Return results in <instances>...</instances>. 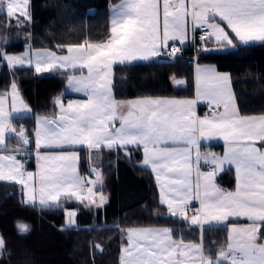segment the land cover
Segmentation results:
<instances>
[{"label":"snow or ice","instance_id":"snow-or-ice-1","mask_svg":"<svg viewBox=\"0 0 264 264\" xmlns=\"http://www.w3.org/2000/svg\"><path fill=\"white\" fill-rule=\"evenodd\" d=\"M29 4L30 0H0L9 21L16 18L18 27L31 18ZM189 19L195 28L205 29L202 40L215 37L218 43L235 47L233 38L221 26L223 22L242 45L264 42V0H121L111 10L109 35L101 41L57 45L66 49V55L48 50H29L20 56L0 54V61H6L9 68L27 64L37 73L58 67L87 70L86 76L69 78V85L84 92L86 101L65 106L57 97L56 117L37 119V171H26L15 154L0 155V181L21 185L26 205L60 208L62 199L75 198L102 207L107 197L94 192L95 185L102 184L99 171L93 168L95 180L86 181L77 171L79 157L75 151L47 154L40 150L80 145L92 153L104 148L142 146L143 164L151 167L160 188V203L167 206L172 217L189 227H199L202 237L199 243H193L183 237L175 239L176 229L172 228L120 229L126 243L121 246L119 264H264V114L240 113L229 75L198 66L195 99L117 101L112 95L114 65L158 57L169 41L183 44ZM179 51L172 47L167 54L175 56ZM10 87V93L0 94V152L20 153L21 146L30 140L23 127L17 131L13 126L12 114L26 110L27 105L20 98L17 84L13 82ZM201 100L209 104L210 115H197L196 104ZM11 133L17 138L15 148L6 144ZM217 136L225 142L224 156H204L215 167L200 172L192 160L193 150L198 163V141ZM226 164L235 167L234 191H224L214 182L216 173ZM192 200L199 201V208L189 214ZM66 217L61 230L76 226V212L68 211ZM233 219L248 223L238 225L230 222ZM213 226L226 227L228 233L215 259L203 244V233ZM17 230L24 234L30 229L18 222ZM95 248L103 251L99 244ZM5 250L6 241L0 236V257Z\"/></svg>","mask_w":264,"mask_h":264},{"label":"trees","instance_id":"trees-1","mask_svg":"<svg viewBox=\"0 0 264 264\" xmlns=\"http://www.w3.org/2000/svg\"><path fill=\"white\" fill-rule=\"evenodd\" d=\"M116 0H30V20L17 26L16 18L0 12V32L5 51H17L31 41L35 46L60 49L57 45L101 41L109 35V4ZM20 17L19 19H21ZM22 20V19H21ZM4 36V37H3ZM207 41L197 46V61H209L229 72L238 107L242 113L264 112V42L235 47L211 49ZM175 56L160 55L113 66L112 91L116 97L143 94L187 95L194 91V63L191 44L184 45ZM1 54V53H0ZM173 78H182L177 85ZM16 81L32 112L17 115V125L34 124V113L53 112V97L64 88L66 72L37 73L33 66L9 68L0 61V91ZM32 144V142H30ZM101 170L107 202L102 207L78 204L74 198L60 208L42 209L24 204L23 192L12 181H0V234L6 250L0 264H119L122 244L120 229L130 225L163 224L176 229L175 237L199 240L198 227H189L172 217L157 198L152 171L139 164V151L133 148L101 150ZM29 167H34L32 153ZM86 151L80 150V169L88 167ZM230 184L228 170L219 176ZM76 209V226L61 230L66 224L65 208ZM23 220L27 233L17 230ZM202 237V234H201ZM226 241V227L213 226L203 233L207 254L216 255ZM99 244L103 251L95 248ZM10 258H9V255ZM221 264H226L221 262Z\"/></svg>","mask_w":264,"mask_h":264},{"label":"crops","instance_id":"crops-1","mask_svg":"<svg viewBox=\"0 0 264 264\" xmlns=\"http://www.w3.org/2000/svg\"><path fill=\"white\" fill-rule=\"evenodd\" d=\"M120 4H121V0H116V1L111 2L109 4V23H110V17H111V10L114 9L116 6H118ZM220 23H221V26L224 27L227 32H229L230 38H233L234 43L238 42V41H235L234 34H231V30L227 28V25L224 24L223 22H220ZM193 29H194V25L192 24L191 20L189 19V21L187 23V30H186L187 39L185 40V42L182 45L190 44L192 42V40H193ZM28 42L31 43V41H28ZM92 42H97V41H92ZM169 42H177V43L181 44L179 40L169 41ZM218 45H219V43L215 40V37H210V39L207 41V44H206V46L209 47V48H211V49H220L218 47ZM60 51H66V49H63V50L61 49ZM158 57H154V58H158ZM154 58H151V59H154ZM193 63H194L193 64L194 65V91H193L192 94H187V95L143 94V95H133V96H128V97H116L114 95L113 91H112V95H113V97L117 101H127V100H132V99H137V98H145V97L167 98V99H195L196 98V69H197L198 66L199 67H213V68H215V70L217 72H219L221 74H227L230 77V74H229L228 71L221 70V69L217 68L216 65L214 63H212V62H209V61H197L196 60ZM60 70L64 71L63 69H60ZM224 71H226V72H224ZM72 72L79 73L80 75H85V76L87 75V70L86 69L75 68L74 71H72ZM112 79H113V74H112ZM175 80H180V81H183L184 82V80L182 78H173V82ZM230 81H231V77H230ZM68 84H69V78L66 80V84H65L64 88L62 89V91H60L57 94L58 97L60 98L61 102L65 106H67V104L69 102H72V101H80V102L85 101L84 100L85 97L87 98V96L85 95V93L84 92H77V91L73 90V88L71 86L68 88L67 87ZM231 85H232V83H231ZM232 91H233V94L235 96L233 86H232ZM4 93H9V90L7 89V90H4V91H0V94H4ZM54 97H55V95H54ZM54 97H53V102L55 100ZM235 99H236V97H235ZM205 102L206 101L201 100V101H198L197 104H196V113L200 117H204L206 114L207 115H210L211 114V113H203V112H200V107ZM25 103H26V101H25ZM236 104H237V101H236ZM54 106H55L54 111L49 113V115L51 117H53L51 119H54L56 117V115L59 113V108L55 104H54ZM237 107H238V104H237ZM238 109H239V107H238ZM220 110L222 111L223 109L221 108ZM239 111H240V109H239ZM240 113L242 115H249V116H259V115L264 114V112L242 113L241 111H240ZM12 115H13V117L15 116L14 114H12ZM116 126L119 127V121H116ZM18 128H20V127H18ZM198 143H199V152H200L201 159L199 160L198 163H196L195 150H193L192 160H193L194 166L195 167H198L200 172H209V171H212L213 168L215 167V165H213L210 162H206L203 159V157L206 156V155L215 154L216 156L222 158L224 156V153H225V150H226L225 142H224V140L222 138H220L219 136H217V137H212V138H203V139H200L198 141ZM32 144H35V139L32 140ZM257 146H259V145H257ZM33 147L35 148L36 146L33 145ZM64 147L65 148L66 147L67 148H73V149L83 148L86 151V153L88 154V158H89V161H90V152L86 148V146L76 145V146H64ZM128 147L129 148H133L134 150L139 151V154H140L139 159H138L139 164H141V165H143V166H145V167H147V168H149L151 170V167L150 166H146V165L143 164V159H144L143 147L142 146H140V147H137V146H128ZM98 151L99 150H94L93 152H98ZM94 155H95V153H93V157H94ZM33 168H35V158H34V167ZM226 170H228L230 172L231 176H232V181H231L230 184H225L222 181H220V179H219L220 174L222 172L226 171ZM80 172L83 173L84 179H85V175L84 174L86 172H88L90 174V177H91V174H92V172L88 170V167L83 172H82V170L79 167V172H78L79 175L81 174ZM153 176H154V180H155V184H156V189H157V198H158V201L160 202V188H159V186L157 184V181H156V178H155V174L154 173H153ZM214 182H215V184H216V186L218 188H220V189H222L224 191H234L235 190V187H236L235 167L233 165H228V164L224 165L223 168H222V170H220V171H218L216 173V175L214 177ZM103 192H104L103 195H105L107 197V192L105 190ZM74 200L77 203H79V204H83L85 206H89L88 201H85L84 203H80L75 198H74ZM192 202L195 203L196 208L194 210L190 211L189 214H191V212H194L197 208H199V201L192 200ZM64 203H65V201L64 200H61V205H64ZM166 210H167V206H166ZM68 211H74V212H76V209L73 208V207L65 208V212H68ZM66 220H67V217H66ZM230 222L231 223H236L238 225H244V224H247L248 223V221L245 220V219H239V220H234L233 219ZM131 227H140V228H169L168 226L163 225V224H148V225H130V226H127L126 229L127 228H131ZM199 231H200V239L199 240H197V241H195V240H185V242L199 243L201 241V230H200V228H199ZM227 235H228V233H227V228H226V238H227ZM174 238L175 239H179V238H177L175 236H174ZM261 242H264V237L261 238ZM124 243H126V239H123L122 244H124ZM122 244H121V246H122ZM120 255H121V252L119 253V259H120ZM216 255H217V253H216ZM216 255L211 256V257L213 259H215L216 258ZM221 262L226 263L225 261H221Z\"/></svg>","mask_w":264,"mask_h":264},{"label":"rangeland","instance_id":"rangeland-1","mask_svg":"<svg viewBox=\"0 0 264 264\" xmlns=\"http://www.w3.org/2000/svg\"><path fill=\"white\" fill-rule=\"evenodd\" d=\"M0 12H4L6 14V6L0 5ZM29 12H30V5H29ZM17 16H18V14H17ZM21 19L23 20V18H21ZM3 40H5V39L4 38L2 39V33L0 32V53L1 54L13 55V56H20V55H23L25 52H27L29 50H31L32 52H42L44 50H48V51L56 52L57 55H66L67 54L66 51H60L61 49H58L57 50V49L50 48V47H47V46H35V45L31 44L30 42L25 43L24 47L22 49H20V50H17V51H5L1 47V44H2ZM72 44H79V43H72ZM218 47L220 49L230 48L229 46L226 45V43L225 44H220L219 43ZM25 65H27V64H25ZM68 68H60V69H63L64 72H66L67 79L70 78V77H73V76H76V77L81 76L79 73L72 72V71H74L75 68H71V67H68ZM57 69H59V67L56 68L55 70H57ZM50 71H54V70H50ZM224 72H226V71H224ZM112 74H113V70H112ZM13 82H15L17 84L20 98L23 100L24 104L27 105V103H25V99H24V97L22 95V92H21V90L19 88L18 83L13 80L11 82V84ZM11 84H10V86H11ZM10 86L8 88L9 93L11 92V87ZM67 87L69 88L70 85L68 84ZM57 94L54 97L55 99L58 97ZM84 100L86 101L87 98L85 97ZM7 106L10 109V107H11V96H9L8 99H7ZM31 112H32V110H31L30 105H27V109L26 110L21 111V112H17V113H13L15 116L12 118V124L17 129V131H19V129L21 127H23L24 130L26 131V134H28V126H26L24 124L17 125L16 122H15V118H16L17 115H20V114L22 115V114H26V113L28 114V113H31ZM45 117L48 118V119L53 118V117H51L49 115V113H46V112H36V113H34V124H33V127L31 128V131H32V134H33V140L35 139V132H36V129H37V119L38 118H45ZM18 127H20V128H18ZM6 144H7V146L9 148H15V147H17V138H16V136H15L14 133L9 134V138L6 139ZM30 145L36 146V144L29 143L28 145H22L21 146L23 148V151L20 152V153L0 152V155L15 154L17 156V159L20 160L22 163H24L26 161V157H28V153L29 154L32 153L33 154V158H35V168L29 167L28 166V161H27V163H26L27 166H26L25 170L28 171V172H35V171H37V163H38L37 158H36L37 152H36V147L34 149H30V147H31ZM80 150H81V148H79V149H73V148L61 147V148L41 149L40 151L42 153H47V154L59 153V152H73V151H75L76 154H77V156L79 157V159L77 161V171L79 172V167H80ZM93 153H95L94 157H93ZM101 154H102V151L101 150H99L98 152H92V153H90V161L88 163V170L92 172V169L95 168L97 171L100 172L101 177H102V184L95 185V187H94V192L96 193L97 196H99L100 194H103L104 193L103 192L104 191V189H103L104 188V185H103L104 184V173L101 170ZM31 159H32V156H31ZM29 161H31V160H29ZM80 176L84 178L83 173H81ZM91 179L92 180H95V175L94 174H91ZM19 186H20V188L22 190V186L21 185H19ZM84 194L87 195V192L86 193L84 192ZM20 222L23 223L25 221L20 220ZM0 236H1V234H0ZM177 238H179V237H177Z\"/></svg>","mask_w":264,"mask_h":264},{"label":"built area","instance_id":"built-area-1","mask_svg":"<svg viewBox=\"0 0 264 264\" xmlns=\"http://www.w3.org/2000/svg\"><path fill=\"white\" fill-rule=\"evenodd\" d=\"M202 35H205L206 36V33H205V29L203 28H195L193 29V40L192 42L190 43L191 44V48H192V56L189 58V61H192V62H195L196 61V57H197V54H196V51H197V46L200 44V43H204L206 41H208L210 39V37H206V39H201V36ZM172 47H177L180 49V51L177 53H182L183 50L185 49V46L182 45V44H179L177 42H169V46L166 50H164V52L162 53L163 55H168L167 53H170L172 51ZM200 112H203V113H211V108L209 106V104L207 102H205L201 107H200ZM30 142H32L33 140V134H32V131H28V134H27ZM30 149H34L33 145H30ZM29 160H31V156L28 155V157H26V161L23 163L24 164V168H26V163L27 161L29 162ZM85 180H92L91 177H90V174L88 172L85 173ZM91 186V185H89ZM87 191V188H85L84 192ZM190 211L194 210L196 208V205L194 202H190Z\"/></svg>","mask_w":264,"mask_h":264}]
</instances>
